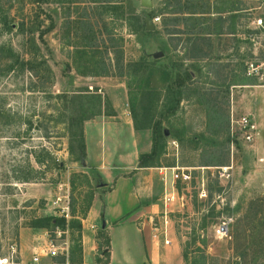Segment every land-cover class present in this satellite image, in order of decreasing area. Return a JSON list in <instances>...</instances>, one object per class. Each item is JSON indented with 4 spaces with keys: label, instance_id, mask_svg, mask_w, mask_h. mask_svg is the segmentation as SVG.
<instances>
[{
    "label": "rangeland",
    "instance_id": "obj_1",
    "mask_svg": "<svg viewBox=\"0 0 264 264\" xmlns=\"http://www.w3.org/2000/svg\"><path fill=\"white\" fill-rule=\"evenodd\" d=\"M151 1L0 0V258L19 263L26 230L37 233L35 246L59 247L48 261H80L81 218L109 189L84 162L81 125L113 114L124 89L143 139L152 140L154 127L161 132L153 165L191 174L177 183L161 264H264V28L253 24L264 25V4L188 0L195 6L185 12L206 13H185L177 33L166 34L161 21L173 15L161 12L166 0ZM145 17L159 18L154 29ZM250 63L257 73L248 74ZM178 67L194 84L175 89ZM104 68L107 75H96ZM243 114L257 125L251 144L231 135V119ZM162 194L160 184L153 193L160 205ZM48 215L67 225L30 226ZM227 219V234L217 233ZM93 235L108 246L104 229ZM34 252L26 264H35Z\"/></svg>",
    "mask_w": 264,
    "mask_h": 264
},
{
    "label": "crops",
    "instance_id": "obj_2",
    "mask_svg": "<svg viewBox=\"0 0 264 264\" xmlns=\"http://www.w3.org/2000/svg\"><path fill=\"white\" fill-rule=\"evenodd\" d=\"M253 1L264 4V0ZM118 93L115 99L118 101L120 97V101L112 103L113 114H102L83 123L84 162L100 173L109 189L101 199L94 200L85 218H81L80 261H70V264H161L169 257L161 243L152 238L148 219L161 208L153 193L160 184L164 190V182L161 173L159 177L151 171L159 169L160 172V168L153 164L139 166L140 154L151 152L152 141L144 140V135L134 128L125 108L124 89ZM97 228L107 232L108 246L103 247L99 238L92 237ZM23 234H27L28 244L19 246L18 264H26L33 251H41V246H35L33 241L37 235L35 231L25 230ZM40 255L43 264H63L48 261L52 257L42 252Z\"/></svg>",
    "mask_w": 264,
    "mask_h": 264
},
{
    "label": "built area",
    "instance_id": "obj_3",
    "mask_svg": "<svg viewBox=\"0 0 264 264\" xmlns=\"http://www.w3.org/2000/svg\"><path fill=\"white\" fill-rule=\"evenodd\" d=\"M153 23L159 22V18H153ZM253 24L255 28H264L262 19H254ZM248 69V74L253 71L257 73V65L250 63ZM231 135L235 139L241 140L245 144H251L255 136H257V125L252 119L251 115H241L238 119H231ZM160 173L162 175V180L164 182V190L161 197L160 210L149 215L148 219L150 222V231L152 238L157 242H162L163 245H168L171 242L170 238V222L171 213L173 212L170 207L174 204L177 198V183L187 184L191 179V174L186 167L171 166V167H161ZM204 194V190L202 191ZM201 196V195H200ZM231 219L221 221L218 224L216 232L221 235H226L228 232V225ZM59 247L53 242L48 241L46 247L41 249V252L45 256L54 257L59 254ZM16 250L13 249V252ZM42 255L39 253H34L32 256V262L37 264L40 261ZM0 264H14L11 257L0 258Z\"/></svg>",
    "mask_w": 264,
    "mask_h": 264
},
{
    "label": "trees",
    "instance_id": "obj_4",
    "mask_svg": "<svg viewBox=\"0 0 264 264\" xmlns=\"http://www.w3.org/2000/svg\"><path fill=\"white\" fill-rule=\"evenodd\" d=\"M241 0H230V2L232 3H237L240 2ZM208 2V0H207ZM165 3V9H162V13H169L172 14L173 17L170 18H165L161 21V26H162V30L164 31V33L166 34H176L177 32H175L176 30V26L180 21V16L185 15V13L187 14H205L206 12L204 11H192V12H185L184 10H189V8L191 6H195V5H189L190 3H188V0H166L164 1ZM205 6V5H202ZM170 8V9H168ZM143 25L145 27V22H143ZM188 40H191V38H188ZM120 53L117 57V62L120 63V65H122V51H119ZM136 64V66L138 67L140 64L139 63H133ZM108 74V70L106 68H104L103 71L97 73L96 75H107ZM173 86L176 88H182L185 87L187 85H191L194 84V80L195 78L193 77L192 73L190 71H188V69H184L183 71L181 70V67L176 68V72L173 75ZM168 92H171L173 90H175L174 88H172L171 86L167 87ZM180 92V91H179ZM98 101L100 104V100L98 97ZM112 112H110L111 114ZM93 115H99L101 114L100 109H98L97 111L92 113ZM90 117H87L85 119H89ZM133 120V124H134V128L138 129L137 123L135 122L134 117H132ZM81 136H82V156H85V145H84V139H83V131H82V125H81ZM161 132L160 130L156 129V127H154V129H152V147H151V152L148 154H140L139 156V166L143 167V166H152L153 162L158 158L159 153L161 152V146L163 145L161 143ZM73 216V215H72ZM77 220V219H74ZM77 223L76 227L80 230L81 226L79 221H70V226L73 225L74 223ZM67 225V220L65 217H57L54 215H48V216H44V217H40V218H36L35 220H33V222L31 223V227L33 228H48L50 226L53 227H60V228H64ZM79 233V232H78ZM79 251H81V248H79ZM183 258L184 260L187 258V255L185 253H183ZM70 261H71V257H70ZM191 264H205L204 261H194L191 262Z\"/></svg>",
    "mask_w": 264,
    "mask_h": 264
},
{
    "label": "water",
    "instance_id": "obj_5",
    "mask_svg": "<svg viewBox=\"0 0 264 264\" xmlns=\"http://www.w3.org/2000/svg\"><path fill=\"white\" fill-rule=\"evenodd\" d=\"M140 3L142 6H145V7H151L152 6L151 0H140ZM144 22H145V27L147 30H151L154 28V23L148 17L144 18Z\"/></svg>",
    "mask_w": 264,
    "mask_h": 264
}]
</instances>
